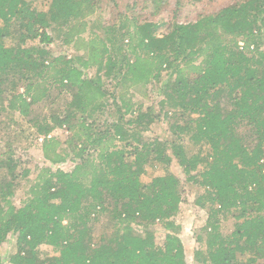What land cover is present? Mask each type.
<instances>
[{"label":"trees","instance_id":"obj_1","mask_svg":"<svg viewBox=\"0 0 264 264\" xmlns=\"http://www.w3.org/2000/svg\"><path fill=\"white\" fill-rule=\"evenodd\" d=\"M94 6V0H49L44 11L34 0H0V113L17 112L27 138H42L52 165L67 157L74 163L70 170L41 168L16 207L10 199L30 168L15 171L21 158L13 160V141L0 136L7 159L0 163V245L9 234L16 237L8 262L187 264L172 219L183 201L181 179L171 171L149 183L140 179L152 160L168 167L174 159L185 182L204 188L196 199L207 209L197 238L204 248L194 261L264 264V0H240L192 23L171 22L163 33L156 22L131 19L108 27L100 45L96 38L86 42L80 56L53 55L48 30L66 27L63 41L70 43ZM8 38L16 44L7 46ZM90 68L92 77L86 75ZM108 80L116 89L157 81L173 139H144L141 131L155 115L133 109L105 87ZM54 97L65 100L60 109H34ZM108 97L117 120L101 119ZM135 110L134 119L126 120ZM63 127L72 136L58 150L60 141L48 135ZM185 137L199 147L196 153H188ZM228 217L233 229L223 234L220 222ZM158 221L174 230L162 248L152 233L133 232L135 223ZM100 222L111 232L96 242L93 230ZM41 244L55 254L41 258Z\"/></svg>","mask_w":264,"mask_h":264},{"label":"rangeland","instance_id":"obj_2","mask_svg":"<svg viewBox=\"0 0 264 264\" xmlns=\"http://www.w3.org/2000/svg\"><path fill=\"white\" fill-rule=\"evenodd\" d=\"M95 6L93 11L86 15L82 19L84 25L79 26L76 35L73 36L70 43L63 41V33L67 30L66 27L61 29H49V33L52 35V42L47 46L48 50L53 55H65L67 57L80 56L88 49L86 42L97 39L95 43L99 44L98 39H105L109 37L106 34V29L110 26L120 27L122 25L129 24L131 19H135L139 22L150 21L160 24L158 33H163L166 27L171 22L177 23H192L199 17L204 15L213 14L221 8L230 5L240 0H94ZM34 5L41 10H47L49 6V0H34ZM122 30L120 31V33ZM264 39V35L262 36ZM36 41L28 42L27 45L35 44ZM16 44L14 38H8L6 45L13 46ZM94 68L86 70V75L92 77L94 75ZM105 87L114 92L116 95L124 96L133 105V109L141 106L142 111L149 110L151 115H155L154 121L149 123L146 129H143L142 136L144 139L159 140H172L173 135L169 128V111L168 116H165L167 109H161V100L163 96L160 94V84L151 80L144 86H135L136 88H114L113 81H105ZM56 90L53 92L55 96ZM62 97V96H61ZM108 106L106 108V114L101 116V119L108 117L110 121L117 120L119 113L113 108L111 98H109ZM64 99L55 98L52 101H42L35 106V110L42 114L50 112L49 110L60 109ZM50 103V104H49ZM148 108V109H147ZM7 114L9 116H7ZM137 115V110L134 113H128L125 119H134ZM157 115V116H156ZM13 118L15 121L19 119L17 112L0 113V130H3L4 124H8L7 119ZM10 120V119H8ZM100 120V119H99ZM6 121V122H4ZM101 121V120H100ZM103 121V120H102ZM23 123V122H22ZM141 126V125H140ZM137 127L136 131H140L141 128ZM9 129L1 132L0 136L9 141H13L15 152L13 154V160H19L21 158V164L15 168L16 172H19L20 168H26L29 166L30 173L24 178L18 180V185L15 187L14 195L11 197V202L16 206H21L29 196V188L36 179L37 174L43 167H51L56 169L57 167L70 170L74 165L73 162L67 157V160L63 163L52 165L43 155L41 148V137L26 136V124L18 125L17 121L8 124ZM22 130V131H21ZM25 131V132H24ZM72 136V132L65 127L58 128L52 131L48 137L57 138L60 141L58 150L66 149V142ZM188 153H196L198 146L188 140L187 137L183 140ZM117 146H121V142L115 141ZM204 150L209 151V148L204 146ZM169 152V150H167ZM204 153H202V156ZM6 164L7 159L5 155L4 143L0 140V163ZM204 166L199 165L201 169ZM3 169H0L2 172ZM167 171H171L176 174L182 183V198L183 201L180 204L179 211L174 215V226L177 227L175 233L180 237L184 246L187 264H198L194 261V253L197 250L204 248V244L201 241H197V238L203 235V228L207 220V209L201 208L196 204V199L204 192V188L195 183L185 182L182 169L177 162L173 159L170 166L165 167L157 160H152L146 167L145 172L140 176L143 183H149L153 177L157 175L165 174ZM102 219L101 221H103ZM233 219L228 217L220 222V230L223 234H228L233 229ZM133 232L139 236H144L145 232H150L154 236V242L157 248H162L165 237L167 234L172 233L174 230L169 229L163 222L158 221L153 224H133ZM111 232L110 228H105L103 222L95 225L93 230V240L98 242L103 237H108ZM14 234H9L7 240L0 245V259L4 264H10L8 257L15 251ZM55 249L52 246L41 244L38 246V253L41 258L54 255Z\"/></svg>","mask_w":264,"mask_h":264},{"label":"built area","instance_id":"obj_3","mask_svg":"<svg viewBox=\"0 0 264 264\" xmlns=\"http://www.w3.org/2000/svg\"><path fill=\"white\" fill-rule=\"evenodd\" d=\"M239 45L241 46L242 45V42H239Z\"/></svg>","mask_w":264,"mask_h":264}]
</instances>
